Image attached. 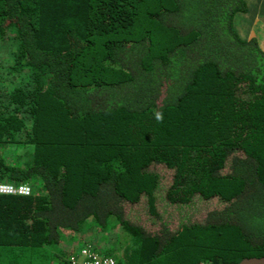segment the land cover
Instances as JSON below:
<instances>
[{
    "label": "trees",
    "instance_id": "obj_1",
    "mask_svg": "<svg viewBox=\"0 0 264 264\" xmlns=\"http://www.w3.org/2000/svg\"><path fill=\"white\" fill-rule=\"evenodd\" d=\"M249 11L0 0L22 76L0 86V182L33 189L0 194V264H71L65 238L97 253L114 228L117 264L264 257V48L235 22Z\"/></svg>",
    "mask_w": 264,
    "mask_h": 264
},
{
    "label": "rangeland",
    "instance_id": "obj_2",
    "mask_svg": "<svg viewBox=\"0 0 264 264\" xmlns=\"http://www.w3.org/2000/svg\"><path fill=\"white\" fill-rule=\"evenodd\" d=\"M252 6H253V1L249 0L250 11L246 14H241L237 16L235 21L236 28L243 39L256 37L258 38V41L260 42V44H262V47L264 48V7L259 6L260 10H258L257 13H253ZM10 36L7 37L6 39H0V81H1L0 86L2 85L3 90L12 88L14 85L21 83L22 80V76L9 73L11 64L14 62V54L16 52V47H17L12 37ZM19 146L20 144H11L8 146L7 152L11 157H14V159L17 158L16 161H24L25 159L24 155L22 156L23 149L16 150V148H20ZM2 184L10 185L7 183L0 182V185ZM32 192L33 189L31 188V193ZM109 232H110L109 234H112V232L116 234V232L121 233V230L114 228L112 231ZM109 234L106 233V235H103V237L104 236L106 237L105 241L101 239V242L104 244V247L106 249L107 247H109V245L114 243V241L108 237ZM82 238L81 237L65 238L66 241L63 244L64 250L69 252L74 257L77 256L78 258H80V255L84 250L94 251L93 247H91L90 243L88 242L89 240H91L92 235H89L88 238H83V239ZM122 238L128 239L126 238V236H122ZM105 248H102V250H98L97 254L104 256L106 252Z\"/></svg>",
    "mask_w": 264,
    "mask_h": 264
},
{
    "label": "built area",
    "instance_id": "obj_3",
    "mask_svg": "<svg viewBox=\"0 0 264 264\" xmlns=\"http://www.w3.org/2000/svg\"><path fill=\"white\" fill-rule=\"evenodd\" d=\"M31 193V188L26 185L13 186V185H0V194H16V195H29ZM71 264H117V262L111 257L100 256L92 250H84L80 255L72 256Z\"/></svg>",
    "mask_w": 264,
    "mask_h": 264
},
{
    "label": "water",
    "instance_id": "obj_4",
    "mask_svg": "<svg viewBox=\"0 0 264 264\" xmlns=\"http://www.w3.org/2000/svg\"><path fill=\"white\" fill-rule=\"evenodd\" d=\"M239 264H264V257L261 258H247L241 261Z\"/></svg>",
    "mask_w": 264,
    "mask_h": 264
}]
</instances>
